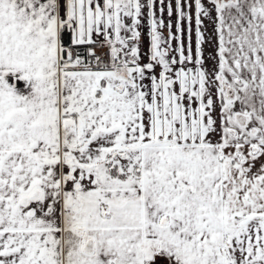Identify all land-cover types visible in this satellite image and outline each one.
I'll use <instances>...</instances> for the list:
<instances>
[{"label":"snow or ice","instance_id":"obj_1","mask_svg":"<svg viewBox=\"0 0 264 264\" xmlns=\"http://www.w3.org/2000/svg\"><path fill=\"white\" fill-rule=\"evenodd\" d=\"M0 264H264V0H0Z\"/></svg>","mask_w":264,"mask_h":264}]
</instances>
